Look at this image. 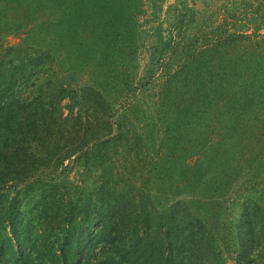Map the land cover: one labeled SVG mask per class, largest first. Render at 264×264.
Returning a JSON list of instances; mask_svg holds the SVG:
<instances>
[{"label":"trees","instance_id":"16d2710c","mask_svg":"<svg viewBox=\"0 0 264 264\" xmlns=\"http://www.w3.org/2000/svg\"><path fill=\"white\" fill-rule=\"evenodd\" d=\"M201 1L231 31L133 120L112 65L143 0H0V264H264V0ZM73 159L90 190L60 181Z\"/></svg>","mask_w":264,"mask_h":264},{"label":"rangeland","instance_id":"374dc122","mask_svg":"<svg viewBox=\"0 0 264 264\" xmlns=\"http://www.w3.org/2000/svg\"><path fill=\"white\" fill-rule=\"evenodd\" d=\"M203 8L204 5L201 0H143L140 11L136 6L129 10L128 18L130 25L133 26V40L128 44L134 47L131 51L132 59L129 63L128 61L125 63L117 62L118 65H112L115 67L113 72L115 76L112 79L115 81L121 79L123 85L127 83L128 89L133 87L137 90L134 94L127 95L126 100L116 104L115 108L119 112L118 117L129 112L134 120L136 119L134 113L144 116L147 111H153L154 106L152 107L151 103L153 98L150 97V94L155 93L156 97L161 94L169 75L177 72L183 66L186 57L191 55L190 51H198L204 47L216 45L224 31H231L230 24L232 22L222 13L214 12L210 17L203 18L201 16ZM188 9H192L193 14L187 13ZM186 13L189 19L196 21L190 22V26H185L179 30V27L175 26V17L186 15ZM12 29L10 34L5 35L3 41L5 47L17 45L25 37L23 28H20L19 25L12 26ZM242 33L253 35L254 30L251 26H247ZM258 35L264 36V30H260ZM106 54L108 55V52ZM151 81L152 85L150 84ZM102 82L105 83L103 80ZM145 83H149L148 92L142 93L138 89L141 84ZM111 92L116 93V90ZM110 101L114 102L115 99ZM68 104L65 101L63 106ZM200 160V156H195L189 158L188 163L192 167ZM79 169L74 159L67 161L64 168L61 169L64 173H61L60 181L69 179L81 187H88L87 190H90L94 187V179L99 177V171L94 172V175L91 176L86 174L82 176V171ZM237 184H239L237 187L241 191L240 195H235V197L240 201L245 194L242 188L243 184L241 185L240 182Z\"/></svg>","mask_w":264,"mask_h":264}]
</instances>
